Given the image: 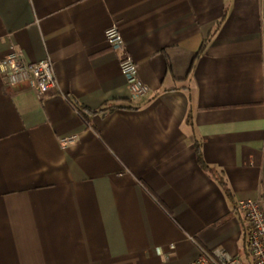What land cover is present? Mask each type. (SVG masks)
Listing matches in <instances>:
<instances>
[{"label":"crops","instance_id":"0c3cea01","mask_svg":"<svg viewBox=\"0 0 264 264\" xmlns=\"http://www.w3.org/2000/svg\"><path fill=\"white\" fill-rule=\"evenodd\" d=\"M13 51L51 58L57 87L41 100L0 74V264L245 251L237 203L264 198V0H0V61Z\"/></svg>","mask_w":264,"mask_h":264},{"label":"built area","instance_id":"2783aa9c","mask_svg":"<svg viewBox=\"0 0 264 264\" xmlns=\"http://www.w3.org/2000/svg\"><path fill=\"white\" fill-rule=\"evenodd\" d=\"M109 46L114 50L125 49V41L118 25H112L105 32ZM120 70L127 80L132 97L148 93L147 85L140 79L138 65L127 55L120 61ZM0 74L11 87L28 84L41 100L47 99L57 87L54 64L51 58L29 62L22 53L12 52L0 61ZM236 210L245 222V253L250 264H264V198L242 200ZM199 257L191 264H246L241 255H230L224 250H207L198 245Z\"/></svg>","mask_w":264,"mask_h":264},{"label":"trees","instance_id":"16d2710c","mask_svg":"<svg viewBox=\"0 0 264 264\" xmlns=\"http://www.w3.org/2000/svg\"><path fill=\"white\" fill-rule=\"evenodd\" d=\"M76 109L79 111V114L83 117V119L88 121V115H87L86 110L83 108H79V107H76ZM110 110L111 111L114 110V107L113 108L111 107ZM196 156H197V162L199 163L201 168L205 171H210V168L206 165V163L203 160L201 149H200V146L198 144L196 145ZM217 179H218L217 181L225 189V191H228L227 187H226V183L223 181V179L220 178L218 175H217Z\"/></svg>","mask_w":264,"mask_h":264},{"label":"rangeland","instance_id":"374dc122","mask_svg":"<svg viewBox=\"0 0 264 264\" xmlns=\"http://www.w3.org/2000/svg\"><path fill=\"white\" fill-rule=\"evenodd\" d=\"M241 257H242L243 261H244L246 264H250V261H249L247 255H246V253H245V251H244V248H243V250H241Z\"/></svg>","mask_w":264,"mask_h":264}]
</instances>
